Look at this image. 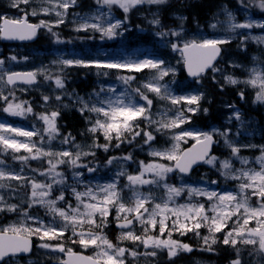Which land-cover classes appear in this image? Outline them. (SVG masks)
Listing matches in <instances>:
<instances>
[{"label": "snow or ice", "instance_id": "6c2138e0", "mask_svg": "<svg viewBox=\"0 0 264 264\" xmlns=\"http://www.w3.org/2000/svg\"><path fill=\"white\" fill-rule=\"evenodd\" d=\"M247 8L249 5L240 0ZM255 6L264 12V0H253ZM168 0H94L97 9L94 13L80 15L72 13L75 17V31L87 32L89 30L101 34V38L114 39L130 28V13L145 5L159 6L167 4ZM35 4L34 7L29 6ZM9 7L21 13L19 17L10 18L0 14V38L6 40H31L39 29H47L52 36L58 34L53 31L65 23L70 15L69 9L78 7V0H10ZM106 9V10H104ZM122 10V16H115L114 10ZM225 19L210 25L216 29L223 27L225 33L239 36L238 47H245L251 40L257 44H264V36L251 35L253 28L264 29V23L248 20L238 22L236 16L227 7L222 9ZM55 13L56 19L49 21L40 19L38 23H29L28 17L47 16ZM150 25L157 26L155 35L158 37L175 39L166 40L174 52H180L187 72L197 78L199 84L205 74L210 70L214 83L219 81L217 73L223 69L215 63L221 57L222 45L232 42L233 35H221L216 38L185 39L183 23L177 28H165L157 12H152ZM181 22L186 16H178ZM27 59V58H25ZM7 60L16 61V56L0 58V111L10 116L26 117L33 114L32 105L16 96L17 85H35L37 77L45 81H53L55 89L52 95H42L45 111L35 113V118L42 122V127L32 126L30 130L15 127L0 121V156L11 153V158L20 162L19 171L11 169L5 159H0V189H11L10 181H16L19 187L30 186L31 194L24 204H9L3 192H0V212H14L25 221L19 225H10L0 228V264H19L20 254L32 252L30 237H36L40 244L38 249H51L53 252L67 254L68 260L58 259L57 264H125L128 255L138 260L141 256L156 258L158 253L166 251L169 260L181 252L191 253L196 250L187 243L173 239V233L185 236L193 233L203 243L200 251L214 253L213 245L218 242L229 246L235 258L229 264H246L244 253L252 258L249 264H264V144L240 143L235 136L240 135V129L233 132V120L239 121L241 128L245 126L243 114L235 104L225 107L232 110L223 126L210 125L208 130H187L182 125L191 121L192 115L202 111L209 114L208 108H201L200 102L205 93L197 90L195 93L181 94L174 91L172 84L175 81H166L165 77L175 74V69L161 58H127L106 57L105 59H63L53 61L59 65L54 74L51 69L41 67L29 72H13L4 70ZM264 64V62H262ZM239 68V64H231ZM80 67L95 69L98 77H108L113 70L117 74L116 80L125 87L118 90L114 86L105 87L103 84L94 89L87 98L78 95L75 91L68 92L65 86V77L62 75L66 68ZM148 70L149 75L144 80H138L136 73ZM224 85L245 84L254 89L255 103L264 104V66L253 67L249 70L247 79L241 81L231 74L224 75ZM163 81V83H162ZM136 87H133V84ZM12 86V87H9ZM21 92L27 88L20 87ZM165 101L162 110L153 112V98ZM241 100L245 99L244 91L237 93ZM68 97L72 104L78 105L77 111L84 116L88 125L81 135L92 134L90 144L82 145L76 142L71 132L61 134L57 119L61 115V108L67 109L69 105L64 102ZM55 102L56 107H51ZM210 103V101H209ZM88 115H85V114ZM189 113L191 115H189ZM145 124V127H141ZM179 129V131H174ZM155 133H171V145L168 148L153 147ZM103 136L105 143H99V136ZM24 139H19V138ZM36 137L37 139H33ZM149 146L148 155L159 158L160 161H169L165 164L153 160L145 163L138 161L135 174H129L123 163L118 164L114 176L105 183L87 181V173H95L98 169L92 162L83 163L87 157H96V150L107 153L110 148H121L122 144H132L137 138ZM186 138L196 141L189 149L181 150L180 143ZM59 140L62 146L53 148L52 142ZM115 141V144H113ZM223 144L230 150L228 157L221 159L213 153V147ZM67 146V147H63ZM256 149L260 155L255 157L258 168L250 166L249 158L242 156V150ZM24 155H18L19 153ZM30 160H44L47 167L43 170L29 169L31 172L45 178L38 182L36 176L25 174V167ZM239 161L242 167H235L234 161ZM133 161L132 153L124 156H110L105 166L114 162ZM209 165L220 176L238 181L235 192L218 193L215 190L192 187L186 182L179 186L169 183L170 174H180L183 181L194 166ZM61 166L71 171L73 183H68V177ZM126 178V183L120 185V178ZM211 183H217L211 181ZM145 186H153L163 190V195L157 199L151 188L147 192L141 191ZM127 189L131 196L126 202L122 195ZM70 195L75 205L67 199ZM189 198L185 203H178L182 195ZM194 197H206L205 202L193 200ZM252 197L256 204L251 203ZM11 198V197H9ZM63 202V206H58ZM35 205L44 207L51 219L45 222L38 215L30 214ZM150 205V206H149ZM115 210L116 226L121 229L118 237L120 241H132L139 247L150 250L138 252L136 248L127 249L113 244L104 234L109 225V216ZM59 218V220L57 219ZM31 221V223H27ZM254 226H250L253 225ZM134 223L142 227L141 234H136ZM207 229V235H201L200 229ZM98 230V231H97ZM70 235L66 236V233ZM157 232V235H152ZM9 233H12L9 235ZM222 234V240L217 236ZM70 241L88 248L97 249L94 257L81 256L66 248L65 243L50 244L46 241ZM138 242V243H137ZM239 245V247H238ZM27 264H39L29 259ZM199 264V262H197Z\"/></svg>", "mask_w": 264, "mask_h": 264}, {"label": "rangeland", "instance_id": "374dc122", "mask_svg": "<svg viewBox=\"0 0 264 264\" xmlns=\"http://www.w3.org/2000/svg\"><path fill=\"white\" fill-rule=\"evenodd\" d=\"M9 2L10 0H0V6L1 8L4 10L3 12H0V14L6 15L10 18H16L19 17L21 15L20 12H18L16 9L10 8L9 7ZM244 2L246 4H248L249 6L247 7V9H250V12H246L245 10H241V13H249L246 14L243 17H238L236 16V20L238 22H245L248 20H253L256 22H260L262 23V21L264 19L260 18L258 14L264 15V12H262L258 7L255 6V3L253 2V0H244ZM94 4V0H85L83 4H80V0H78V7L76 8H72L69 9V13L70 15L65 19V23L60 25L59 27H54L53 31H55L58 34L59 37V41L57 42V37H54L51 35V33H49L47 31V29H39L37 32L38 38L42 39L44 38V47L46 48H51V50L49 51L47 56H50L49 58H39L41 53H38L37 51L33 52V56H30V52L28 51L27 48H21L19 50V52L17 53L16 57L17 60L16 61H11V60H7L5 65H4V70L6 71H20V70H28V71H34L38 68L41 67H47L49 69H51V71L55 74L58 70L59 65H54L53 61H58V60H63V59H105L106 57L111 58V57H127V58H158L156 57L157 54L154 53L158 52L162 49H165L166 52L168 53V55L170 57H168V61L167 64L171 67H173L175 69V74L170 75L169 77H165L166 81H175V83L172 84V88L174 91H177L181 94H186L188 92H192L195 93L197 90L202 91L205 93V98L200 102V106L201 108H205L204 105H208L210 107H218L219 110H228V112H226V118L231 114L232 110L225 107V105L227 104H235L238 109L240 110V112L243 114V118L245 120V126L243 128H241L239 121L233 120V123L231 125V127L233 128V132H235L237 129H240V135L239 136H235L234 139H236L238 142L240 143H253V144H264V104H260V103H255V93H256V89L245 85V84H238V85H228L225 84L224 85V89L223 91L220 90V84H224V75L227 74H231L233 75L235 78H238L239 80L243 81L245 79L248 78L249 76V70L253 67H262L264 66V64H262V62H264V44H257L254 41H247L246 42V46L241 48L238 47L239 43H240V37L236 36L235 34L232 33H225L223 31V27L218 25V27L216 29H213L210 27L211 24L216 23L218 20L219 21H223L225 19L222 9L223 7L226 6H221L218 8V6L216 7V9L214 10V12L210 15V17L207 19V21H205L206 23L204 24H200L198 22H193V24L188 27L185 23V20L183 22H181L179 19H177V17L179 15H176V12L174 11H170L169 9L176 5V3H170L168 4H164V5H159V6H148L145 5L137 10H133L130 13V28L128 31H132L134 32L131 34H128L126 31L123 36H117L114 39H107L101 38V34L98 32H93L91 30L84 32V31H80L79 35H71L69 37H64L62 34L64 33V29H67L68 27L75 31V27L76 24L73 23V20L75 19V17L73 15H71L72 13H79L80 15H88L91 13H94L97 9V5L93 6ZM35 4L29 6V10L31 7H34ZM245 8L240 0H236V2L233 5V9H242ZM15 12H12V11ZM106 10V9H104ZM152 12H157L159 18L161 19V21L163 20V14H165V16H168L172 19V21L174 22H167L166 23V27L165 28H177L181 23H183V29H184V34H185V39H190V38H196L199 39L201 37H205V38H216L218 36L221 35H233L234 38L232 40L231 43H229V47H225V49L227 51H229V53L236 51L238 52L237 54H227V51L225 53V55L222 56L221 60L219 61V63L217 64L218 67H220L221 69H223V72L221 73H217L216 78L219 81L218 83H214L212 80V73L210 71V73L206 76V78H204L199 84L196 83V81H191L189 79H183L180 80L181 78L179 77L181 75V69L183 66V59L182 56L180 54V52H174L171 50L170 46H167L166 44V40L168 39H172L174 40V37H168V38H161L158 37L157 35H155L156 31L158 30L157 26L154 25H150L149 24V20L152 19ZM253 13H258V14H253ZM115 16H118L117 14H120V16L123 15L122 10L119 9H115L114 13ZM259 17V19H255ZM29 18H33L35 20L34 23H38L40 19H45V20H55L56 16L55 13H50L47 16L41 15L39 17H33V16H29L28 20H30ZM31 21V20H30ZM163 24V23H162ZM175 25V27H173ZM239 31H250L251 35L254 36H264V29L261 28H253L251 30H239ZM94 33L93 36L89 37L87 34L88 33ZM83 35H87V36H83ZM136 35H143L145 36L146 39H148L150 41V43L145 42L143 40H138L135 39ZM90 38H92V40H90ZM66 43H70V45L66 44ZM89 44V46L84 47L85 49L83 50H78L76 48H81L83 46V44ZM97 44V45H95ZM90 45H95L94 48L92 49ZM76 48H75V47ZM33 50H36V46L32 47ZM10 50H13V48H10ZM96 50V51H94ZM153 53L156 55L155 57L153 56ZM28 55V56H27ZM13 56L12 54L9 53H5L3 51V48L0 47V58H7ZM27 58V59H25ZM231 64H239L241 65V67L239 68H234L231 67ZM19 68V69H16ZM89 69V68H88ZM95 71V69H92ZM147 70V69H146ZM145 70V71H146ZM144 71V72H145ZM113 72H115V70H113ZM116 73V72H115ZM114 73V75H115ZM116 74H123V73H116ZM146 73H136L135 75L137 76L138 80H144L148 75H145ZM116 76V75H115ZM39 77V76H38ZM95 77L98 78L100 80V78H105V77H98L95 74ZM41 82L40 84H38L36 87H32V88H27V91L21 92V94L24 95H31V94H38L40 96V101L38 102H33L30 103L33 107V114H28L26 117H17V116H10L8 114H6L7 116L5 117H1L0 116V121H3L5 123L11 124L15 127H19L22 129H26V130H30L32 128L33 125H35L36 127H42V122L37 120L35 118V113H40L41 108L45 109V107L43 106V101H42V95H52L53 94V90L55 89V85L53 81H45L43 79V77H41ZM163 83V81H162ZM206 83V84H205ZM209 83V84H208ZM104 85L105 87H109V86H114L116 87L118 90H123V88L125 87L121 82L117 81L116 79L113 80H106V82H102L101 80L99 81V84L97 82V89L100 87V85ZM191 86L189 90H184V88L186 86ZM66 86V84H65ZM133 87H136L137 85L134 83L132 85ZM20 87H17V90ZM26 88V87H23ZM66 89L68 92H73L72 90L68 89V87L66 86ZM227 89V90H225ZM239 91H244L245 93V99L241 100L239 98V96L237 95V93ZM90 94V93H89ZM80 95L82 97L87 98L88 95ZM79 95V94H78ZM249 97L250 100H247L246 97ZM34 97V95L32 96ZM150 98H153V112H157V110H162L165 107L166 102L165 101H160L159 99L155 98L154 96H152L150 94ZM210 101V103H209ZM64 102L67 103L69 105V107L67 109L61 108L60 111L62 112H69L71 110H76L78 105H74L72 104V101L68 98L65 97L64 98ZM3 105H0V107H2ZM51 107H56L55 102L52 103ZM208 108V107H206ZM251 109V110H250ZM254 110V113H251V111ZM249 112V113H248ZM0 113H3L2 111H0ZM79 113V112H78ZM205 115L202 111L198 112L193 116V119L196 118L197 116H200V114ZM248 113V114H247ZM80 117L81 114L79 113ZM86 115H88L86 113ZM189 115H191L189 113ZM84 117V116H82ZM224 121H221L222 126L224 125ZM15 122V123H14ZM210 125H208V127L205 130H208ZM143 127V126H142ZM183 128L187 129V130H192V131H197V130H204L202 128H200L199 126L195 125V124H190L188 125V123L182 125ZM61 131V130H60ZM174 131H179V129H176ZM61 134H65L64 132L61 131ZM154 135H159V137H157L155 139L154 142H152L153 147H156L158 149H163V148H168L171 145V140H170V136L171 133L168 134H164V133H155ZM97 136H99V138H102V143H105L103 136L100 135L99 133H97ZM162 136V137H160ZM139 138V137H138ZM19 139H24V138H19ZM33 139H37L36 137H33ZM93 139L92 134L88 133L87 135H85V137L83 139H81L80 141H76L77 143H80L82 145H86V144H90L91 141ZM190 141H195L192 140L190 138H186V142H181L180 143V149L182 150V148L185 147L186 144H188ZM113 144H115V141H113ZM53 148L55 149H59L60 147H62L59 144V140L53 141L52 145ZM223 147L224 150H228L226 149L223 144L221 143L220 145H217V147ZM63 147H67V146H63ZM121 148H125L126 151L125 152H120V154L118 153H114L113 150H118L116 148H110V150L108 151L107 155L105 156V162L108 159V157L110 156H124L127 155L128 153H136V154H140L143 156H148L149 158H151V160H143L145 161V163L147 162H151L153 160H157L158 162L161 163H165V164H169L172 162L169 161H160L159 158H154L148 155L149 153V146L142 144L139 145L136 142L132 143V144H122ZM119 148V150L121 149ZM123 151V149H121ZM97 151V150H96ZM228 155L226 157L229 156L230 154V150L227 151ZM25 153H23V151L21 153H19L18 155H24ZM242 156H245L247 158H249L250 160V166L251 167H256L258 168L259 165H257L255 163V157L260 155L259 151L256 149H246V150H242L240 153ZM97 154L96 157H87L85 158L83 161L85 160H90L93 164V166L97 167V171L95 173L89 174L87 173L86 170H84V175L87 178V181H91L92 183L95 182H100V183H105L107 181H109L115 174V172L118 170V164L119 163H123L127 172L129 174H135L137 169H138V161H141L139 159H137L136 157H133V161H120V162H114L113 165H109V166H105L102 164H97L95 162H98V160H96L97 158ZM225 157V158H226ZM0 159H5L8 166L11 169H15L17 171H19L21 164L19 161L17 160H13L11 158V153H9L6 156H0ZM224 159V158H221ZM103 161V160H102ZM235 163V167L239 168L242 167V165H240L239 161H234ZM47 167V164L44 160H30L28 162V165L25 167V174L28 176H36V180L38 182H44L45 178L42 176H39L33 172H31L29 169H40L43 170L44 168ZM206 167H210L209 165H206ZM61 170H63L65 172V174L68 177V183L72 184L73 180H72V176H71V171L69 169H67L66 166H61ZM203 174V173H201ZM172 174H170L171 176ZM219 175V173H218ZM211 181H216L217 183H211ZM126 178L121 177L120 178V185L125 184ZM169 182V181H168ZM182 182H186L188 185L192 186V187H200V188H206L208 190H215L218 193H225V192H235L236 189V185L239 183L238 181H234L231 179H227L223 176H214V175H201L200 178L194 177V178H186L184 177V180L182 181L180 177H178L176 179V185L179 186ZM9 183H11L12 188H15L16 191L13 193L11 189H0V192H3V194L5 195V199L7 200V202L9 204H24V206L26 207V201L29 199L30 194H31V188L30 186H25V187H19L18 183L16 181H10ZM170 183V182H169ZM149 188H151L152 192L154 193V195L157 197V199H159L162 195H163V190L159 189V188H155L153 186H145L144 188L141 189V191L147 192L149 190ZM67 195V194H66ZM122 195L125 197L126 202H130L128 200V198L131 196V193L125 189L124 192L122 193ZM11 197V198H9ZM67 199L71 200V202L73 203V205H75V200L74 198H72L70 195H67ZM181 199H184V201L182 203H185L189 198L187 197V195H182L181 198L177 199L178 203H181ZM193 200H198L200 202H205L207 200L206 197H194ZM251 203L253 205L256 204V198L252 197L251 199ZM58 206H63V202H61L60 205ZM150 206V205H149ZM30 214L32 215H36V214H42V216L44 217L43 219L45 220V222L49 221L51 219V216L47 214V210L44 207H41L39 205H35L32 209L29 210ZM112 217V219H110V223L114 224L115 219V210H112V214L110 215ZM9 217L8 219H6L4 222H2V220H4V218ZM0 218H1V222L0 223V228H6L10 225H19L21 223H24L25 221L23 220V218L19 215V213H14V212H0ZM57 219L59 220V218L57 217ZM27 223H31V221H28ZM250 226H254V222L253 225ZM203 229V234L201 235H207V229L202 228ZM134 230L136 232V234H141L142 232V227L138 224L135 223L134 225ZM121 232H116V230L113 228V226L107 227L104 229V234L107 236V238L113 243V244H117L118 246L121 247H126L129 246L130 249L132 248H136V250L138 252H145L147 251L146 249L143 248L142 245H140L139 247H137L136 244H134L132 241H128V240H124V241H120L118 239L119 235ZM152 235H157V232H152ZM173 234H179V233H173ZM70 235L69 233H66V236ZM188 238V243L190 244V240L199 244L198 246H196L197 249L200 248V246L202 245L203 241L199 238L196 237L193 233H188L187 234ZM217 236L222 240V234H217ZM33 238L36 245L40 244L41 241H39L36 237H30ZM67 241V240H65ZM50 244H56L59 241H46ZM67 243L69 244V247L71 249H76L77 251H81V252H85L87 254H90L91 256H95L97 249L93 246H89L88 248H84L81 247L78 243L77 244H73L70 241H67ZM138 243V242H137ZM190 246H192L190 244ZM224 247L226 252L225 254L222 256V258L225 260H227V258L230 257L229 261L234 259V252L233 250L229 247V246H225L222 243L218 242L216 245H213V247ZM193 247V246H192ZM239 247V245H238ZM150 251V250H148ZM205 253H209L210 252H206ZM63 256V253H59V252H53L51 249H38L35 251V256L33 258H23V260H19V264H27V261L29 259H32L34 261H38L39 264H48L51 261H57L58 259H61ZM202 259H195L194 262H199V264H216L217 262V257L215 258V261H208L205 260L203 258V255L201 254ZM244 257H245V261L246 264H249L250 260L252 258L247 257V251H245L244 253ZM159 255L156 258H152V257H144L141 256L138 260L134 259L133 257H131L130 255L127 256L126 260H125V264H128V260H130V262L132 264H139V263H143V264H154L153 261H158ZM161 260H169L168 258V254L167 252H165L163 255H161V257L159 258ZM181 258H179L175 263H179ZM203 263H202V262ZM229 261L227 263H221V264H229Z\"/></svg>", "mask_w": 264, "mask_h": 264}, {"label": "trees", "instance_id": "16d2710c", "mask_svg": "<svg viewBox=\"0 0 264 264\" xmlns=\"http://www.w3.org/2000/svg\"><path fill=\"white\" fill-rule=\"evenodd\" d=\"M236 0H220L218 3L215 5H209L203 3V0H168L167 6L170 3H177L174 5L173 9H169L170 11L177 12L178 14H182L187 17V25H192L193 22H198L200 24L205 23L206 16L205 13H203L205 10H210L214 11L217 6H220L221 4H234ZM200 9V11H199ZM199 11V12H198ZM165 14H163V22L168 21L166 18ZM37 49H44L43 46L44 43L42 40H40L37 44H35ZM166 54L163 52L162 56L164 57ZM69 72H75V70H70ZM75 82H76V87L78 89L83 90V86L87 87L89 85V78L84 81L83 79V72L78 71L75 75ZM73 81V82H74ZM206 84V83H205ZM209 84V83H208ZM220 110L218 107H213L212 115L211 118H214L215 120L219 117ZM59 128L61 130H71L73 132H78L80 129H82L83 122L82 119L75 113H69L62 115L61 119L59 120Z\"/></svg>", "mask_w": 264, "mask_h": 264}, {"label": "bare ground", "instance_id": "6f19581e", "mask_svg": "<svg viewBox=\"0 0 264 264\" xmlns=\"http://www.w3.org/2000/svg\"><path fill=\"white\" fill-rule=\"evenodd\" d=\"M219 1L220 0H203V3H206V4H208L206 6H209V5H215ZM199 11H200V9H199ZM203 13H205V15H207L206 17H210V15L213 13V11H212V9H210V10H205Z\"/></svg>", "mask_w": 264, "mask_h": 264}, {"label": "water", "instance_id": "95a60500", "mask_svg": "<svg viewBox=\"0 0 264 264\" xmlns=\"http://www.w3.org/2000/svg\"><path fill=\"white\" fill-rule=\"evenodd\" d=\"M18 41H21V40H18ZM23 41H27V40H23ZM193 146H194V145H193ZM193 146H192V147H193ZM192 147H191V148H192Z\"/></svg>", "mask_w": 264, "mask_h": 264}]
</instances>
